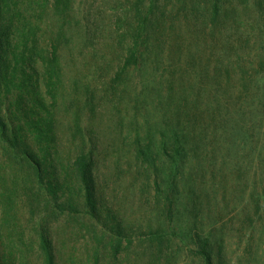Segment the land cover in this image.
I'll use <instances>...</instances> for the list:
<instances>
[{
  "label": "rangeland",
  "instance_id": "374dc122",
  "mask_svg": "<svg viewBox=\"0 0 264 264\" xmlns=\"http://www.w3.org/2000/svg\"><path fill=\"white\" fill-rule=\"evenodd\" d=\"M178 1L1 0L11 45L0 80V115L6 120L11 111L17 118L12 125L41 161L49 154L42 182L34 163L0 140V264H45L42 232L52 241L55 264H203L198 243L187 234L194 220L190 208L178 209L170 224L155 198V168L141 154L155 155L160 166L162 139L182 126L199 149L192 147L176 195L186 203L194 187L196 209H211V218L199 219L205 233L219 229L210 244L214 251L222 244L223 264H264V233L258 246L246 239L252 227L243 224L241 208L253 194L245 191L240 167L249 168L246 182L257 192L264 185L260 176L253 179L260 164H245L240 125L212 127L206 73L215 43L202 25L206 17L191 12L190 4L202 0L185 1V9ZM243 17L255 26L254 11ZM148 18L155 21L142 31ZM134 32L142 33L141 40L149 34L151 53L142 45L144 62L120 71ZM259 34L246 23L228 36L252 51L264 46ZM53 46L54 84L45 64ZM36 113L51 120L52 140H40L30 124L27 117ZM80 152L93 157L95 217L73 168ZM157 172L164 180L167 172ZM117 225L127 236L119 252ZM160 230L167 235L162 240L156 238Z\"/></svg>",
  "mask_w": 264,
  "mask_h": 264
},
{
  "label": "trees",
  "instance_id": "16d2710c",
  "mask_svg": "<svg viewBox=\"0 0 264 264\" xmlns=\"http://www.w3.org/2000/svg\"><path fill=\"white\" fill-rule=\"evenodd\" d=\"M189 0H179V3H183L181 9H185L186 2ZM190 3H192L190 1ZM191 6V12H200V16H204L202 25L205 27L208 36L211 38L215 46L212 47V55L214 56V62L208 65L206 76L211 79V84L209 87V97L212 96V101L210 105V121L212 127H228L232 128L240 125V131L244 139L239 142L241 148L246 153V165L251 164V161H258L260 168H256L253 179H258L260 176V183L264 181V46L257 48L256 50H241L242 45H235L232 43L228 33L237 31L241 29L243 24H248L249 29L253 34L258 31L260 36H264V0H202L201 2L195 1L193 6ZM254 11L257 20L254 21L255 26L251 23V19L243 17L249 12ZM150 12V11H149ZM148 14V12H147ZM4 21V11L0 0V80L4 76V66L7 63L8 58L6 57L7 48L10 46L9 38L7 37L8 27L3 24ZM143 30H146V26H152L155 20L148 18L142 19ZM158 24V22H156ZM155 28V27H154ZM141 30L136 26V31ZM135 31V32H136ZM134 32V33H135ZM263 32V35L261 34ZM145 37L141 40L142 33H135L132 39V46L128 51V55L125 58L124 64L120 71L126 68L127 65H138L144 62V51L140 50L142 45L146 46L148 53H151L149 47V38L147 33ZM251 36V33H250ZM251 39L247 38L244 41V45H250ZM255 44H264V39L262 41H254ZM145 43V44H143ZM223 48L224 50L219 51L216 49ZM254 46V45H253ZM236 48V49H235ZM56 50L57 48L53 46L52 57L45 62L48 64L46 72L50 83L54 84L53 79L58 77L56 63ZM150 50V51H149ZM148 56V54H146ZM211 56V57H213ZM6 98V97H5ZM222 110V115L218 114ZM217 115L220 118L215 117ZM41 114L28 116L30 124L35 127L37 135L46 141L53 139V134L51 131V120L44 119ZM238 118V119H236ZM17 119L10 111L7 119L0 115V140L6 143L13 153H21L22 157L28 159L30 162L34 163L36 171L39 173V180L43 182L44 178L42 175L43 164H45V159L47 154H45L41 161L27 146L23 139V134L21 128L18 125H12L14 120ZM44 120H47L44 123ZM237 121V122H236ZM250 131L254 132L256 135L255 140L248 137ZM41 140V139H40ZM249 141V142H248ZM192 142V143H191ZM193 146L197 145V141L192 139L190 132L184 127H178L173 130L172 136L168 141L162 139L161 142V152L163 155V162L159 166L155 162V158L152 154L141 152L144 160L148 163H152L155 170L154 185L156 190V201L157 203L163 202V211L165 213L166 219L169 220L170 224L173 223V213H177V210L182 207L190 208L192 212V227L189 228L187 232L191 241L198 243L199 245V255L203 264H223L224 259L222 258V244L218 245L216 251L211 247V238L213 229L205 233L202 229L203 222L201 224L200 216L203 219L211 218L213 215L211 209L208 207L206 211H200L196 207L199 205V195L197 191H194V187H190L188 194H190V199L188 202L183 203L182 197L178 194L176 188L178 183L186 177L185 164L188 155ZM199 149V148H198ZM188 161V160H187ZM73 168L75 175L77 176L79 183L81 185V190L84 195L85 203L89 208V213L93 217L98 216L97 208L98 204L95 196V185L93 176V157L91 152H80L73 161ZM243 168V166H242ZM240 167V173L244 176V186L246 192L249 191L253 194L251 197L246 198L241 203V208L243 210V224L250 223L252 231L249 232L246 239L252 240L257 244L261 243L262 233H264V185H259L260 190L256 192L257 186H251L246 182L249 178V168ZM163 170L167 172L164 180L159 178L157 171ZM162 173V172H161ZM260 174V175H259ZM257 183L256 181H254ZM248 188V189H247ZM176 191V192H175ZM261 192V193H260ZM162 201V202H161ZM179 202L181 203L179 205ZM253 216H257L254 217ZM205 220V219H204ZM115 231L117 233V239L114 244V249L116 248L119 252L122 243L127 238L126 234L120 228L119 225L115 226ZM201 228V229H200ZM214 230H219L218 228ZM153 234V233H151ZM257 234V235H256ZM167 235L160 230L158 239H164ZM168 242L170 239L167 237ZM166 241V240H164ZM163 242V241H162ZM162 244V243H159ZM39 246L41 253L43 255V260L45 264H55L54 263V252L52 247V241L47 233L42 232L40 234ZM246 251L251 250V246L247 243Z\"/></svg>",
  "mask_w": 264,
  "mask_h": 264
}]
</instances>
